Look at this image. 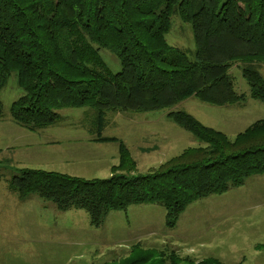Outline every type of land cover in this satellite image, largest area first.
Returning <instances> with one entry per match:
<instances>
[{
  "label": "trees",
  "instance_id": "obj_1",
  "mask_svg": "<svg viewBox=\"0 0 264 264\" xmlns=\"http://www.w3.org/2000/svg\"><path fill=\"white\" fill-rule=\"evenodd\" d=\"M191 24L196 51L190 60L167 42L174 13ZM121 61L114 74L100 51ZM242 64L251 97L264 104V0H0V93L12 74L26 93L12 104L19 126L38 131L58 124L67 108L96 111L97 142H115L119 163L108 179L22 169L9 182L21 200L35 194L60 211L105 217L131 205L161 204L166 227L199 199L264 175V119L234 139L186 112L169 118L201 145L185 149L146 175L131 177L137 163L123 141L101 135L109 111L151 112L195 97L213 106L242 105L230 76ZM0 100V121L3 118ZM264 251V243L255 246ZM105 264H223L193 261L171 250L130 247L127 257Z\"/></svg>",
  "mask_w": 264,
  "mask_h": 264
},
{
  "label": "rangeland",
  "instance_id": "obj_2",
  "mask_svg": "<svg viewBox=\"0 0 264 264\" xmlns=\"http://www.w3.org/2000/svg\"><path fill=\"white\" fill-rule=\"evenodd\" d=\"M166 38L172 48L194 59L192 26L184 23L177 12ZM100 54L114 74L122 71L117 56L106 49ZM256 68L264 77V64ZM230 76L235 90L246 96L242 105L219 107L191 97L160 111H109L101 135L123 141L130 149L137 163L131 177L146 175L185 149L201 145L169 118L173 112H186L234 139L264 119V104L251 97L241 63L231 67ZM25 95L16 73L0 93L2 126L15 130L13 134L0 131V264H105L127 257L136 243L175 251L193 261L207 257L223 264H264V251L254 249L264 243V175L251 176L242 186L197 200L179 217L175 229L166 228V210L159 203L113 211L100 227H95L85 210L60 211L54 202L35 194L20 200L9 190L8 182L22 169L65 171L70 176L93 180L110 178L111 167L119 163L117 143H106L98 150L89 145L88 139L97 142L98 138L94 109L60 110L62 120L58 124L33 132L11 117L12 104ZM14 134L20 138L16 140ZM45 140L55 141L49 148L52 155L46 147H40ZM12 145L14 148H10ZM71 149L75 152L64 156V151ZM87 149L97 152L92 153L95 158L89 164L81 158Z\"/></svg>",
  "mask_w": 264,
  "mask_h": 264
},
{
  "label": "crops",
  "instance_id": "obj_3",
  "mask_svg": "<svg viewBox=\"0 0 264 264\" xmlns=\"http://www.w3.org/2000/svg\"><path fill=\"white\" fill-rule=\"evenodd\" d=\"M3 119V118H2ZM3 123L4 122H2V120L0 121V131L2 132V133H8V134H13V133H15V130L13 129V128H11L9 125L8 126H2L3 125ZM14 138H16V140H18L20 137H18V136H16V134H14ZM106 138V137H105ZM88 141H89V145H91V146H93L94 147V150H98L100 147H102L103 145H105L106 143H115V142H94V141H92L91 139L89 140L88 139ZM55 141H51V140H45V141H43L42 143H40V147H46L47 149H45L50 155H52L53 154V150L52 149H49V148H51V147H54L52 144L54 143ZM10 148H14L13 147V145L10 147ZM75 152V150L74 149H71V150H69V151H64V156L66 155V154H73ZM92 153H95V154H97V152L96 151H89V149H87V150H85L84 151V155L81 157L82 159H84V161H86V162H84L85 164H89V163H87V162H92L93 160H94V156L92 155ZM64 159H65V157H64ZM67 159V158H66ZM10 162L11 163H13L14 162V158H12V159H10ZM18 163L19 162H21V161H17ZM115 166V165H114ZM113 167V166H112ZM111 167V168H112ZM64 170H67V167L66 166H64ZM111 170V169H110ZM62 173V172H61ZM68 172H65V171H63V174H67ZM10 190V189H9ZM11 191V190H10ZM28 199V198H27ZM27 199H25V200H27ZM21 200V199H20ZM25 200H22V201H25ZM178 223V222H177ZM176 227H177V225H176ZM175 227V228H176ZM167 228V227H166ZM175 228H173V229H175ZM169 229V228H168ZM255 249V248H254ZM204 259H208L207 257L206 258H204ZM203 259V260H204ZM219 260V259H218ZM200 261H202V260H200Z\"/></svg>",
  "mask_w": 264,
  "mask_h": 264
}]
</instances>
